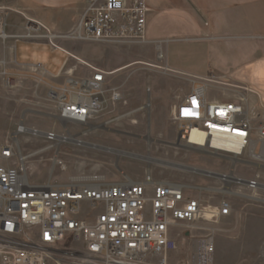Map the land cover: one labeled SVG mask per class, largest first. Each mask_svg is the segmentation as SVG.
I'll list each match as a JSON object with an SVG mask.
<instances>
[{"label": "rangeland", "instance_id": "obj_1", "mask_svg": "<svg viewBox=\"0 0 264 264\" xmlns=\"http://www.w3.org/2000/svg\"><path fill=\"white\" fill-rule=\"evenodd\" d=\"M11 16L19 23H12ZM78 17L68 31H51L25 15V11L11 7L10 0H0L1 30L6 35L0 37V146L16 143L18 154L26 157L24 167L34 184H69L79 176L90 174L103 177L106 183L143 180L150 175L153 181L215 189L205 197L211 195L212 205H217L222 197L230 199L231 213L215 222L200 223L213 236L212 264H264V191L255 199V193L237 185L236 180L225 185L217 177L253 178L264 185V160L247 156L230 160L187 149L182 142L177 146L179 133L171 107L190 92V76L168 70L152 42L88 41L71 37L69 32ZM15 23L20 24L19 30L11 35V24ZM26 33L29 36H24ZM62 47L69 50L63 73L74 68L68 77L79 80L93 71L105 76L101 109L87 125L62 124L46 99L48 87L65 83L67 76L61 73L48 81L46 76L19 70L14 64L39 63L45 71L55 73L68 55ZM206 48L204 43L172 42L166 51L169 64L186 71L208 66ZM233 65L221 62L223 68ZM4 75L22 82L16 88L6 87L2 82ZM206 95L223 98L212 88ZM18 125L41 134H15ZM64 130L68 131L67 135ZM48 132L71 140H47L42 133ZM56 149L64 169L53 162ZM34 152L37 153L29 156ZM204 233L207 232L195 234ZM177 243L174 256L185 260L191 253L190 239L179 237Z\"/></svg>", "mask_w": 264, "mask_h": 264}, {"label": "built area", "instance_id": "obj_2", "mask_svg": "<svg viewBox=\"0 0 264 264\" xmlns=\"http://www.w3.org/2000/svg\"><path fill=\"white\" fill-rule=\"evenodd\" d=\"M147 12L144 0H87L69 35L88 41L145 42ZM1 29L0 23V35ZM40 70L38 65L33 68ZM40 76L45 77L44 71ZM211 80L199 78L174 106L176 145L182 142L187 149L218 158L264 160V117L245 100L208 101ZM2 82L16 88L22 80L4 75ZM104 90V74L93 71L79 80L68 77L62 85H50L46 99L62 124L87 125L101 109ZM217 128H225V136L213 143ZM193 131L206 133L203 143L191 140ZM42 135L57 138L53 132ZM58 151L53 162L62 168ZM24 160L15 142L0 146V264H212L213 236L200 223L231 213L230 199L222 197L212 205L211 195L205 197L215 189L153 181L150 175L106 183L90 174L69 184H34ZM233 180L253 191L255 199L264 191L253 178ZM179 237L190 239L191 253L185 260L174 256Z\"/></svg>", "mask_w": 264, "mask_h": 264}, {"label": "crops", "instance_id": "obj_3", "mask_svg": "<svg viewBox=\"0 0 264 264\" xmlns=\"http://www.w3.org/2000/svg\"><path fill=\"white\" fill-rule=\"evenodd\" d=\"M86 1L10 0V6L25 11V15L51 31L65 32L76 21ZM144 2L148 7L145 39L159 45L168 70L190 76L191 87L199 78L213 77L208 89H217L223 98L206 95L208 101L245 100L246 104L256 107L264 115V0ZM10 19L12 23H19L16 17L11 16ZM18 25L11 24V35L18 32ZM179 41L206 44L209 65L186 71L169 64L168 45ZM62 49L68 55L62 59L55 73L45 71L39 63L27 61L14 64L19 70L30 71L38 65L44 71L46 80L50 81V78H58L63 73L68 61L69 50ZM222 60L234 65L223 68ZM42 70L37 73L41 74ZM63 74L72 76L67 71ZM185 95L173 104L171 111Z\"/></svg>", "mask_w": 264, "mask_h": 264}, {"label": "bare ground", "instance_id": "obj_4", "mask_svg": "<svg viewBox=\"0 0 264 264\" xmlns=\"http://www.w3.org/2000/svg\"><path fill=\"white\" fill-rule=\"evenodd\" d=\"M35 29H37V28H35ZM1 36V38H3V37H5L6 35L5 34H1L0 35ZM24 36H29V34L28 33H26V35H24ZM156 49L158 50V53L160 54L158 57H161L162 56V52L160 51V48H159V45H156ZM69 74H72V72H73V69H69V70H66ZM214 80V79H213ZM212 81V80H211ZM196 84H194V85H192V87H191V89L192 88H194V86H195ZM191 89H190V91H191ZM173 109H174V107H173ZM172 112V111H171ZM19 126V125H18ZM20 127V126H19ZM16 128H17V126H16ZM15 128V131H14V133L15 134H19V133H22V132H32L34 135H39V134H41V132H39L38 130H35V129H33V130H30V129H28V128H24V126H23V129H21V128H17L16 129ZM215 134H216V138L214 139V141H213V143H215L217 140H218V138H224V136H225V128H217L216 129V132H214ZM43 134V133H42ZM205 135H206V133L205 132H203V131H200V132H198V131H193L192 133H191V140H193V141H197V142H200V143H203V141H204V139H205ZM57 139H59L60 141H68V140H71L69 137H65V136H63V135H61V136H57ZM79 142V141H78ZM80 143V142H79ZM231 144V146L233 145V143H230ZM230 145H228L227 147H229V148H232ZM235 149L237 148L236 146H233ZM103 148V147H102ZM238 149H239V147H238ZM103 150H105L104 148H103ZM108 151V150H107ZM201 151V153H203V154H209V155H211V152H206V151H202V150H200ZM37 152H34V153H32V154H30L29 156H32V155H34V154H36ZM25 156V155H24ZM24 156H22V157H24ZM214 156V155H213ZM26 157H24V159H25ZM138 158H140V157H138ZM25 168V167H24ZM62 168L64 169V165L62 164ZM26 170V169H25ZM206 171H203V173H205ZM27 173V172H26ZM208 174H212L211 172H207ZM217 177H219V179L221 180V181H223V182H225V183H227V182H230V181H232L233 180V178H232V176H224V175H217Z\"/></svg>", "mask_w": 264, "mask_h": 264}]
</instances>
